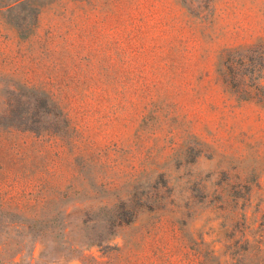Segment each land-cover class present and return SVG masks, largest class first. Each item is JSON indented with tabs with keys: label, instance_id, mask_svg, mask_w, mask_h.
Here are the masks:
<instances>
[{
	"label": "rangeland",
	"instance_id": "rangeland-1",
	"mask_svg": "<svg viewBox=\"0 0 264 264\" xmlns=\"http://www.w3.org/2000/svg\"><path fill=\"white\" fill-rule=\"evenodd\" d=\"M32 107L65 121L0 124V202L53 219L1 264H264V0H0Z\"/></svg>",
	"mask_w": 264,
	"mask_h": 264
},
{
	"label": "trees",
	"instance_id": "trees-1",
	"mask_svg": "<svg viewBox=\"0 0 264 264\" xmlns=\"http://www.w3.org/2000/svg\"><path fill=\"white\" fill-rule=\"evenodd\" d=\"M16 1V0H15ZM18 2H24L25 0H17ZM11 115L19 116L18 123L11 122ZM65 121L64 115H60L57 112L56 115H51L45 109L29 108L28 110L19 111L17 108L1 109L0 110V124L10 123V125H22L24 130L35 131L41 129L44 131H50ZM23 208V207H22ZM21 207H18L12 203L0 202V236L4 240L0 241L2 252L8 251V243L11 240V235L25 234L31 237L34 235L35 230L41 229V225L45 222H50L53 218H34L25 216ZM116 211L113 214L114 218H109L113 221L115 226L127 225L134 217V214H129L123 211L122 203L115 205ZM16 209V210H15ZM34 229V230H33ZM264 259L261 258V260ZM1 264V259H0Z\"/></svg>",
	"mask_w": 264,
	"mask_h": 264
}]
</instances>
